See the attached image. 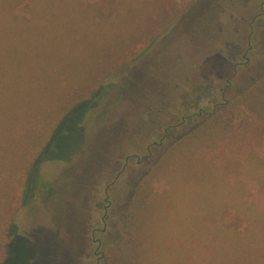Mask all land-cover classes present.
I'll list each match as a JSON object with an SVG mask.
<instances>
[{
    "label": "rangeland",
    "instance_id": "rangeland-1",
    "mask_svg": "<svg viewBox=\"0 0 264 264\" xmlns=\"http://www.w3.org/2000/svg\"><path fill=\"white\" fill-rule=\"evenodd\" d=\"M263 10L257 0H0V264H264V108L249 104L260 94L243 100L264 80ZM205 84L230 104L222 126L167 154L202 119L189 122L138 162ZM147 179L130 238L143 228L119 245Z\"/></svg>",
    "mask_w": 264,
    "mask_h": 264
},
{
    "label": "trees",
    "instance_id": "trees-1",
    "mask_svg": "<svg viewBox=\"0 0 264 264\" xmlns=\"http://www.w3.org/2000/svg\"><path fill=\"white\" fill-rule=\"evenodd\" d=\"M257 1H259L260 5H264V0H257ZM262 13L264 14V10L262 11ZM248 47H250L249 49H251V45H248ZM228 61L231 62L230 59H228ZM248 62H249V58H247V56H244L242 64L233 63L235 67L234 72L237 71V67H236L237 65L247 64ZM261 80H258V83H257L258 88L256 87V85L252 86L250 89L244 92V96L246 98H243L244 101H249V100L253 101L257 99L260 94V98L258 99V104H257V101H254L255 103H249L252 105L251 109L252 110L256 109L258 113L261 109L264 108V97L262 95V93H264V80L263 81ZM231 83L232 81L230 80V78H227L225 81L224 88H222L220 91L221 98H223V94L230 87ZM102 93L103 91L101 90V88H98L92 93V96L93 98H100L102 96ZM187 98L188 99L182 102L183 104L181 106L184 112L180 114L178 118L174 119L173 120L174 122H171L170 124L165 125L162 128V135L156 140H153V143L149 144L146 147L145 155H142L141 160L139 159L138 162H142L146 158H148L152 154L153 148H159L160 146L162 147V145H164V142L170 140L174 136L176 137L175 135L176 130L180 127H183L189 122H193L197 119H202L201 123L195 127L193 132H190V134L188 135H180V137L177 138L174 142H172V144L170 143L171 145L166 151L167 154L169 155L174 154L175 151L180 146L187 144L192 139L198 138L201 135H205L206 132L209 133V131L212 128H220L222 126L220 125L221 123H223L221 114L224 113L225 108H227L230 105L228 100L220 99L218 101H213L214 95L212 94L211 87H209L206 84L197 85L194 88H192ZM260 102L262 104H260ZM82 103L87 109H89L88 100H84ZM63 122L64 120L60 121V123H58L54 127L52 134H51V138H49L48 141L42 147L43 151L44 150L46 151L50 146L53 145L55 137L60 132V125ZM43 158H44V154L40 156V158H38L36 162L33 161L32 165L30 166V170L28 171L25 186L22 192L23 193L22 194V206L27 205L33 199L34 190L37 186L36 184L38 183V181L35 182L36 180L32 179V177L35 178L36 175L37 177H39V163L43 160ZM148 181L149 179L145 180L143 184L138 185V188L135 190V195L132 198L128 214L125 215L123 220L120 222V228L118 230V233L120 236V241L118 242L119 245H122V244L124 245L128 239L129 241L134 242L143 228L141 222H139L137 228L134 229L135 231L134 236L130 238L131 232L129 231V228H133L134 226L137 225L134 221H135V218L138 217L139 207H140L139 205H141L142 198H140V195L145 193L146 192L145 190H147V188L148 189L150 188V185L149 187H146L148 185ZM137 209H138V213H137ZM125 234L127 236H125Z\"/></svg>",
    "mask_w": 264,
    "mask_h": 264
}]
</instances>
